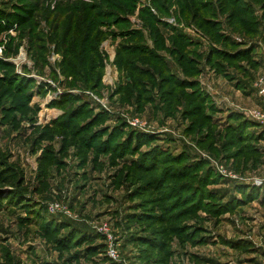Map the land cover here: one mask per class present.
<instances>
[{
  "label": "rangeland",
  "instance_id": "rangeland-1",
  "mask_svg": "<svg viewBox=\"0 0 264 264\" xmlns=\"http://www.w3.org/2000/svg\"><path fill=\"white\" fill-rule=\"evenodd\" d=\"M0 10V264H264V0Z\"/></svg>",
  "mask_w": 264,
  "mask_h": 264
},
{
  "label": "trees",
  "instance_id": "trees-1",
  "mask_svg": "<svg viewBox=\"0 0 264 264\" xmlns=\"http://www.w3.org/2000/svg\"><path fill=\"white\" fill-rule=\"evenodd\" d=\"M197 6V4L196 5H194L193 7H196ZM193 13V12H192ZM237 14V13H236ZM8 13H5V12H2L1 10H0V23H5V22H9L8 21ZM237 16V15H236ZM243 18H245V17H243ZM181 39L184 41L185 40V38L184 37H181ZM186 41V40H185ZM187 42V41H186ZM215 51V50H214ZM221 53V52H220ZM223 54H225V53H223ZM226 55H228V54H226ZM238 57H240V56H242V54L240 53V54H236ZM231 57V56H230ZM193 69L194 70H197V69H195L194 68V65H193ZM198 95V94H197ZM196 95V96H197ZM261 136V135H260ZM139 136L137 135V136H134V137H132V136H129V144H131L132 143V138H134V142H135V146L137 147V145L139 146L140 145V141H141V139L140 138H138ZM185 156H187L188 157V155H186V153H184V154H182V155H180V156H178L177 157V160H184L185 158H187V157H185ZM182 170V169H181Z\"/></svg>",
  "mask_w": 264,
  "mask_h": 264
},
{
  "label": "built area",
  "instance_id": "built-area-1",
  "mask_svg": "<svg viewBox=\"0 0 264 264\" xmlns=\"http://www.w3.org/2000/svg\"><path fill=\"white\" fill-rule=\"evenodd\" d=\"M262 92H264V89H262Z\"/></svg>",
  "mask_w": 264,
  "mask_h": 264
}]
</instances>
